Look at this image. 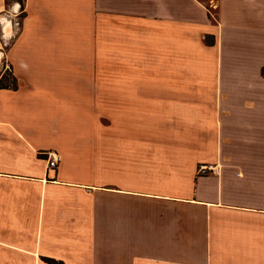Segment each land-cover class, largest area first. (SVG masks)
<instances>
[{
	"label": "crops",
	"instance_id": "crops-1",
	"mask_svg": "<svg viewBox=\"0 0 264 264\" xmlns=\"http://www.w3.org/2000/svg\"><path fill=\"white\" fill-rule=\"evenodd\" d=\"M5 40L0 264H264V0H0Z\"/></svg>",
	"mask_w": 264,
	"mask_h": 264
},
{
	"label": "built area",
	"instance_id": "built-area-1",
	"mask_svg": "<svg viewBox=\"0 0 264 264\" xmlns=\"http://www.w3.org/2000/svg\"><path fill=\"white\" fill-rule=\"evenodd\" d=\"M61 161V156L58 154H52L48 158V166L49 169H56ZM214 168L212 167H201L199 169V175H208L209 173H213Z\"/></svg>",
	"mask_w": 264,
	"mask_h": 264
},
{
	"label": "rangeland",
	"instance_id": "rangeland-1",
	"mask_svg": "<svg viewBox=\"0 0 264 264\" xmlns=\"http://www.w3.org/2000/svg\"><path fill=\"white\" fill-rule=\"evenodd\" d=\"M13 1H19L21 4H22V2H23V0H7V4H8V5H12ZM16 28H17V27H15V31H16ZM12 40H13V39H12ZM12 40H11V41H6V40H5V42H2V43H3V47H2V48L0 47V53L3 54V53L5 52L4 50L7 49V46H6V45H8L10 42H12ZM1 70H3L2 72H4V73L6 72V73H5V74H6L5 77L8 76V74H9L10 77L13 78V75H12V73H11L10 68L7 66L6 61H3V58H2V63L0 64V71H1ZM2 72H1V73H2ZM1 73H0V74H1ZM7 78H8V77H7Z\"/></svg>",
	"mask_w": 264,
	"mask_h": 264
},
{
	"label": "trees",
	"instance_id": "trees-1",
	"mask_svg": "<svg viewBox=\"0 0 264 264\" xmlns=\"http://www.w3.org/2000/svg\"><path fill=\"white\" fill-rule=\"evenodd\" d=\"M5 75L0 79V89H17V80L15 78L9 77V75L5 77Z\"/></svg>",
	"mask_w": 264,
	"mask_h": 264
},
{
	"label": "bare ground",
	"instance_id": "bare-ground-1",
	"mask_svg": "<svg viewBox=\"0 0 264 264\" xmlns=\"http://www.w3.org/2000/svg\"><path fill=\"white\" fill-rule=\"evenodd\" d=\"M0 60H2V57H1V55H0Z\"/></svg>",
	"mask_w": 264,
	"mask_h": 264
},
{
	"label": "water",
	"instance_id": "water-1",
	"mask_svg": "<svg viewBox=\"0 0 264 264\" xmlns=\"http://www.w3.org/2000/svg\"><path fill=\"white\" fill-rule=\"evenodd\" d=\"M0 64H1V60H0Z\"/></svg>",
	"mask_w": 264,
	"mask_h": 264
}]
</instances>
